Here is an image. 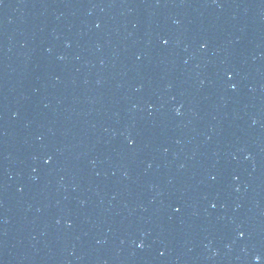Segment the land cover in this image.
<instances>
[{
  "label": "water",
  "instance_id": "obj_1",
  "mask_svg": "<svg viewBox=\"0 0 264 264\" xmlns=\"http://www.w3.org/2000/svg\"><path fill=\"white\" fill-rule=\"evenodd\" d=\"M0 264H264V0H0Z\"/></svg>",
  "mask_w": 264,
  "mask_h": 264
}]
</instances>
